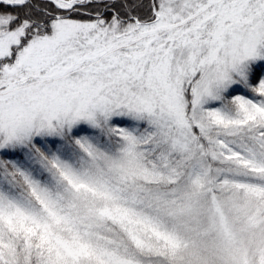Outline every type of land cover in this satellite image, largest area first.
<instances>
[{"label": "snow or ice", "instance_id": "6c2138e0", "mask_svg": "<svg viewBox=\"0 0 264 264\" xmlns=\"http://www.w3.org/2000/svg\"><path fill=\"white\" fill-rule=\"evenodd\" d=\"M0 264H264V0H0Z\"/></svg>", "mask_w": 264, "mask_h": 264}]
</instances>
